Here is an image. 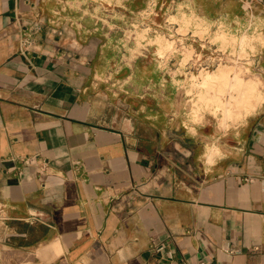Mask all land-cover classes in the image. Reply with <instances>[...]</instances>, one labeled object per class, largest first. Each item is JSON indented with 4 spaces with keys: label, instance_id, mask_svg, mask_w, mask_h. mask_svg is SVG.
I'll list each match as a JSON object with an SVG mask.
<instances>
[{
    "label": "crops",
    "instance_id": "0c3cea01",
    "mask_svg": "<svg viewBox=\"0 0 264 264\" xmlns=\"http://www.w3.org/2000/svg\"><path fill=\"white\" fill-rule=\"evenodd\" d=\"M63 2L0 0V264H264V115L215 177L161 166L158 106L103 86Z\"/></svg>",
    "mask_w": 264,
    "mask_h": 264
},
{
    "label": "rangeland",
    "instance_id": "374dc122",
    "mask_svg": "<svg viewBox=\"0 0 264 264\" xmlns=\"http://www.w3.org/2000/svg\"><path fill=\"white\" fill-rule=\"evenodd\" d=\"M63 1L57 18L68 33L103 40V86L123 88L130 106H158L160 152H175L161 166L200 181L231 165L264 115V9L252 0Z\"/></svg>",
    "mask_w": 264,
    "mask_h": 264
},
{
    "label": "built area",
    "instance_id": "2783aa9c",
    "mask_svg": "<svg viewBox=\"0 0 264 264\" xmlns=\"http://www.w3.org/2000/svg\"><path fill=\"white\" fill-rule=\"evenodd\" d=\"M263 4H264V1H263ZM33 35H34V32L33 33L26 32L24 34V43H23L24 48H27L28 46H30V44H32L35 38ZM59 35H61V32H59Z\"/></svg>",
    "mask_w": 264,
    "mask_h": 264
}]
</instances>
